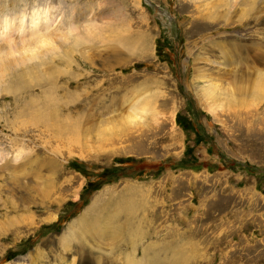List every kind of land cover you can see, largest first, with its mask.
Returning a JSON list of instances; mask_svg holds the SVG:
<instances>
[{
    "label": "rangeland",
    "instance_id": "1",
    "mask_svg": "<svg viewBox=\"0 0 264 264\" xmlns=\"http://www.w3.org/2000/svg\"><path fill=\"white\" fill-rule=\"evenodd\" d=\"M263 10L264 0H0L12 30L0 50L24 28L58 46L0 82V264H66L56 252L69 249L87 256L74 264H125L129 251L134 264H264ZM20 11L24 22L5 24ZM131 204L125 232H80L85 215ZM71 224L73 243L56 251Z\"/></svg>",
    "mask_w": 264,
    "mask_h": 264
},
{
    "label": "bare ground",
    "instance_id": "2",
    "mask_svg": "<svg viewBox=\"0 0 264 264\" xmlns=\"http://www.w3.org/2000/svg\"><path fill=\"white\" fill-rule=\"evenodd\" d=\"M253 2V1H252ZM251 2V3H252ZM254 5V4H253ZM258 5V3H257ZM261 6V5H260ZM259 8V7H258ZM257 10V9H256ZM264 11V10H263ZM17 13V12H16ZM15 13V14H16ZM39 11L38 10H34L32 15L29 16L28 18V15H26L24 12L19 13L20 16H22V19H18L17 22H13V21H10V19L6 20L5 24L6 25H13V24H17V23H22L25 21V16L28 18V19H32V22L34 23L33 19L36 20V18H40L39 17ZM46 14V13H45ZM19 17V16H17ZM47 18V17H46ZM42 19V18H41ZM263 20V19H262ZM16 21V20H15ZM28 21V20H27ZM47 21V20H46ZM45 21V23L47 24V22ZM50 21V20H49ZM44 22V21H43ZM52 23V22H51ZM29 24V23H28ZM44 24V26L46 25ZM43 25V23L41 24V26ZM37 26V25H36ZM30 27V26H29ZM40 27V26H39ZM0 29H2L0 31V36H6V35H9L11 33V28L7 29L6 28L4 29V25L3 23L1 24L0 26ZM33 29V28H32ZM31 30H27L25 31V28L23 30H19V34L20 35H23L22 38H20V40H17L16 42H12V39L9 40V44H11L10 50H7V51H2L0 50V82H3L5 79L4 77L8 76L9 74L11 73H16L17 70H19V68H23L22 70H26L25 68H28L29 67V63L31 62H42L43 60H46L44 58V55H45V51H49L50 54H54L55 52H57L55 49L58 47H55V42L57 41V39H53L52 37L48 36H45V32H41L37 35L35 34H29V33H26V32H30ZM71 32V31H70ZM14 33V32H13ZM25 35H31L29 37H25ZM35 35V36H34ZM69 35V31H66V33L63 35H60L59 37H67ZM63 38V39H64ZM29 39V40H28ZM7 44V43H6ZM5 44V45H6ZM23 47V51H26L29 53L30 51V54L32 53L33 54V51H35L34 55L32 56H28V57H25L24 54L23 57L21 55H18L17 57H14V52H18L20 50V47L21 46ZM25 45V46H23ZM52 46V47H51ZM1 48V47H0ZM40 49L42 51H40ZM14 50V52H13ZM73 50L72 46L71 47H67L65 48V51H64V54L66 56V58H68L70 52ZM32 51V52H31ZM48 52V53H49ZM21 53V52H20ZM28 53L26 54V56L28 55ZM193 53V52H192ZM19 54V52H18ZM29 54V55H30ZM9 55H12V57H10ZM71 55V54H70ZM229 55V54H228ZM210 58V57H209ZM69 61V59H67ZM234 61V60H233ZM44 63V62H42ZM259 63H263V62H259ZM264 64V63H263ZM37 66V65H36ZM42 66V65H41ZM260 66H257L255 67L256 68V71L259 72V77L258 78V81H259V84L261 83V81H263L264 79V72H262V68H258ZM30 69V68H29ZM33 69V68H32ZM58 72V70H56ZM18 72V71H17ZM22 72V71H20ZM201 73V72H200ZM18 74V73H17ZM205 74V72H204ZM19 76L20 73L18 74ZM222 76V75H221ZM225 77V75H223ZM12 77V76H10ZM222 78V77H221ZM235 79H237V83L241 80V78L239 79L238 77H236ZM6 81V80H5ZM56 84V83H55ZM215 89H218L216 87H214ZM213 88V89H214ZM256 92V91H255ZM243 93V88L242 86H239L236 90H230V97H231V101L236 99L237 98V95L238 94H242ZM205 94V93H204ZM206 95V94H205ZM211 95L215 98L216 97V94L214 93V91L211 92ZM238 100V99H237ZM241 100V99H239ZM233 102V101H232ZM235 102V101H234ZM240 103V101H239ZM131 191V190H130ZM115 195V194H114ZM94 203H97L96 201H94ZM92 204L88 209H87V212L90 210V208L92 209L94 206H96V204ZM130 204V203H129ZM128 206V212H124V209H126L125 207ZM127 206H116L114 207L113 210H111L113 208V206H110V210L109 208L107 209V211H105L103 214L102 212L100 213L101 215L99 214H96L95 216L91 217L90 219L86 217L83 218V225L84 227L82 229H80L81 233L83 234H88L89 235H93V236H98V238L102 239V240H107L108 238H112V236L114 235H119L121 234L122 232H125L123 231V229L125 230V225H127L126 223L129 222V225H130V222H131V216L133 214L132 212V208L136 209L135 205L133 206L132 204L131 205H127ZM122 207V208H121ZM117 208V209H115ZM85 213H86V210H85ZM84 216V214L82 215V217ZM78 220V219H77ZM79 223V222H78ZM74 224V223H73ZM75 226V225H74ZM72 226V224L70 225V230H67L66 232L64 231L58 238L59 242H57L58 244H56V251L58 249H61L60 247L64 246L65 249L68 250V248H70V243L72 242L73 240V236H71V231L73 230L72 228L74 227ZM73 233V232H72ZM82 235V234H81ZM85 236V235H84ZM92 236V237H93ZM116 237V236H115ZM56 239L54 240H51V243L52 241L55 242ZM47 243V242H46ZM56 243V242H55ZM73 243V242H72ZM155 243L156 242H152L151 243V247L147 248V252L145 250V253H149V254H153V259L156 260L157 258V254L158 252L156 251V248L157 246H155ZM100 246V244H99ZM136 246V245H135ZM52 248V247H51ZM133 248V247H131ZM130 249V247H129ZM134 249V248H133ZM38 250V249H37ZM80 250V249H79ZM131 250V249H130ZM137 250V248H136ZM143 250H144V247H143ZM52 251V250H51ZM69 252L71 253L70 255V258L68 257L67 259H65V252H56V257H60L64 260V262H67L70 260V262H67L66 264H74L76 259L80 260L79 258H81L82 256H80L79 253L78 256L77 254H74L75 252L72 251L71 249H69ZM101 252V251H100ZM103 252V251H102ZM132 252V251H131ZM135 254H137V251L135 252ZM105 255V254H104ZM112 254L110 253V256ZM98 256V255H97ZM135 256V255H134ZM101 260L104 261V259H102V257H100ZM104 258V257H103ZM135 257L132 256V254L129 252H126L125 253V256H124V263L125 264H134L135 260L134 259ZM151 259V258H150ZM60 260V259H59ZM67 260V261H66ZM87 256L85 257H82L81 258V263L82 262H88L87 261ZM109 260V259H108ZM90 261V260H89ZM105 261L107 262V260L105 259ZM111 264V263H110Z\"/></svg>",
    "mask_w": 264,
    "mask_h": 264
}]
</instances>
